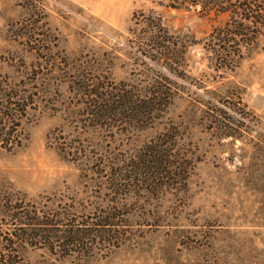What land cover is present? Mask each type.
Returning <instances> with one entry per match:
<instances>
[{
	"label": "rangeland",
	"instance_id": "374dc122",
	"mask_svg": "<svg viewBox=\"0 0 264 264\" xmlns=\"http://www.w3.org/2000/svg\"><path fill=\"white\" fill-rule=\"evenodd\" d=\"M172 4L0 0L1 94L28 102L0 143V264H264V27L226 62L232 12ZM98 92L150 113L100 117Z\"/></svg>",
	"mask_w": 264,
	"mask_h": 264
},
{
	"label": "trees",
	"instance_id": "16d2710c",
	"mask_svg": "<svg viewBox=\"0 0 264 264\" xmlns=\"http://www.w3.org/2000/svg\"><path fill=\"white\" fill-rule=\"evenodd\" d=\"M175 5L184 3L187 0H171ZM219 1L222 12H232L231 19L222 27L215 28L210 34L209 38L212 43L213 51L222 55L220 58L222 61L232 62V58L240 53L242 47H248L253 44V39L245 40V36L248 31L251 30V26H247V22L255 25V27H264V1L261 2L256 9H252L249 6L252 4V0H239L238 4H229L225 0H214ZM224 3H227L226 6ZM237 15L241 16V21L236 19ZM146 26L145 36L152 37L155 34V38L159 39L162 43H171L168 33L163 27L161 21L157 18H142L139 20ZM165 46L161 47L162 51L159 52L158 58L166 57V52L163 50ZM0 90V143L4 148L10 149L15 146H20L22 141V134L20 129V119L28 108V102L25 98L19 96L13 98L12 96L6 97L1 94ZM97 98L100 100L96 113L98 116L103 117L107 114L110 115H124L123 122L130 123L133 121L136 115H140V109L143 112L147 108L149 112L151 106L148 103H144L143 106H135L134 99L132 96H120L117 94H108L107 92H98ZM13 99V100H12ZM150 113V112H149ZM155 149L157 154H170L172 151L171 145L165 146L163 143L158 144ZM181 162H177L176 169H182Z\"/></svg>",
	"mask_w": 264,
	"mask_h": 264
}]
</instances>
